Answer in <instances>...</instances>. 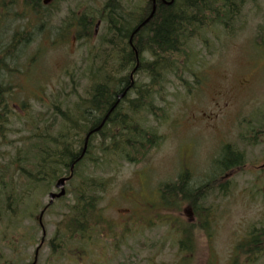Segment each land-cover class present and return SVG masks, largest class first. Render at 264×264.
Returning <instances> with one entry per match:
<instances>
[{"label": "rangeland", "instance_id": "rangeland-1", "mask_svg": "<svg viewBox=\"0 0 264 264\" xmlns=\"http://www.w3.org/2000/svg\"><path fill=\"white\" fill-rule=\"evenodd\" d=\"M103 2L60 0L55 4L62 11L59 18L42 24L40 18L33 17L37 16L33 12L24 13V0H0L1 6H13L1 14L8 15L0 22V41L5 43L13 35L26 32L20 38H28L31 43L17 61L16 82L25 88L13 95L18 104L24 100L31 105L29 113L43 110L42 104H47L52 96L75 102L70 92L82 93L86 85L83 75L88 68L87 50L81 47L83 42L78 43L76 39V43L72 42L73 33L67 27L64 42H58L60 46L51 45L46 41L47 31L49 28L56 31L59 20L65 19L68 12L89 9L92 11L89 15L95 16ZM242 21V27L239 29L241 25L236 23L230 35L212 28L211 32L220 36L218 39L207 32L204 33L206 43L196 41L190 45L188 51L197 57L190 65L194 76L183 74L184 86L169 77L172 85L165 86V95L158 97L160 101L155 104L160 107L163 103L165 111L157 113L158 121L148 116L144 122L163 138L159 147L138 165L121 162L104 174L109 184L97 206L104 217L98 223L97 234L103 237L87 247L86 241L65 243L63 236L64 256L54 255L45 247L38 264H118L121 260L125 264H177L188 258L189 264H230L236 246L246 241L248 233L264 227V170L257 169L264 163V140L260 135L248 141L252 132L261 126L258 122L264 120V0H251L245 6ZM103 33L106 34L105 22L97 28L91 43H100ZM30 48L34 54L40 50L30 71L37 87L31 90L28 82L20 81L26 73L25 62L31 60ZM65 71L70 73V78L65 77ZM10 128L16 131L21 126L13 122ZM17 138L18 134L9 135L12 141ZM227 144L243 153L244 163L229 172L223 181L225 173L217 175L220 172L215 164ZM182 170L191 172L189 187L215 180L209 184V192L200 202L202 210L196 212L198 217L194 219L181 199L172 206H160L159 186L176 183ZM224 188L227 194L221 196ZM47 202V197L42 200L43 204ZM71 203L69 195L63 201L54 202L43 216L47 238L57 232L59 223L66 224L62 220L66 206ZM184 222L190 225L185 226ZM26 229L29 225L22 222L15 229L18 237L9 232L3 234L0 229V264H8L13 259V264L29 261L33 248L29 245L23 249L26 242L17 240ZM60 229L63 235L64 226ZM31 233L38 242L40 229L35 226ZM184 235L192 237L193 246L187 253L179 254V237ZM79 246L84 248L86 256L81 262L65 257ZM240 256L245 263V256ZM252 264H264V254Z\"/></svg>", "mask_w": 264, "mask_h": 264}, {"label": "trees", "instance_id": "trees-1", "mask_svg": "<svg viewBox=\"0 0 264 264\" xmlns=\"http://www.w3.org/2000/svg\"><path fill=\"white\" fill-rule=\"evenodd\" d=\"M39 1L25 0L24 4L39 5ZM170 1L155 0L154 13L144 22L151 13V0H104L101 13L104 12L102 19L106 23V31L110 25L114 37L124 39L126 43L129 40L131 44V50L127 55L130 72L128 86L120 93V95L125 93L120 99H116V82L112 81V91H109L105 73L97 72L94 75L88 57L86 58L88 68L83 75L86 85L82 93L77 95L76 91L70 92V95L75 96V102H69V99L59 100L52 96L47 104H42L43 110L29 113L31 105L24 100L19 104L14 101L15 91L12 90L14 87L1 81L0 229L3 234L9 232L18 237L15 229L22 222L29 225V229H26L17 240L26 242L23 249L29 245L33 248L30 263L33 261L34 251H38L39 257L45 247H49L54 255L64 256L61 249L64 247L63 236L66 237L65 243L75 240L86 241L87 247H90L95 239L100 240L103 237L97 234L98 223L104 220L97 206L109 184L103 177L104 174L106 171L114 170L121 162L138 165L149 157L151 151L159 147L163 138L154 128L145 126L144 122L148 116L158 121L157 113L165 111L163 103L160 107H156L155 104L160 101L158 97L165 95V86L172 85L169 77L184 86L186 80L183 74L192 75L190 65L197 59L188 51L190 45L196 41L206 43L204 33L207 32L218 39L220 36L213 34L212 28H218L226 36L232 33L236 23L241 25L240 29L245 6L251 2V0H172L171 3ZM89 11V9L85 11L88 16ZM90 29L88 20L83 18L75 28V35L79 39H90ZM88 31L90 35H85ZM133 31L135 33L130 38ZM24 34L26 32L13 35L11 46H15L14 41L21 39ZM105 37L106 34L103 33L100 39L104 53ZM104 53L98 56L100 70L105 65ZM4 60L3 57L0 59V70L7 71L2 66ZM113 62H119V59L113 57ZM17 73L16 69L15 77ZM66 76L70 78L68 71H65ZM73 77L75 76L71 75V78ZM117 77H120L119 73ZM93 81L96 87L89 89ZM19 93L26 98L24 93ZM13 102L19 106L14 108ZM92 110L94 111L91 118L96 117L99 120L103 116L106 121L97 134L89 136L84 150L82 145L84 146L86 129L91 128L89 112ZM13 122L20 123L21 129L14 131L10 128ZM99 124L97 123L95 128ZM258 124L261 126L252 132L251 138L248 137L249 142L260 135L264 137V120ZM11 134H18V138L15 141L10 140ZM92 141L95 142V150L90 149ZM243 163V153L227 145L219 158H216L215 169L220 172L217 175H220L242 167ZM190 173V170H182L176 183L159 186V189L161 187L159 196L162 200L160 206H172L174 201L181 199L190 214L198 217L196 212L202 210L200 202L209 192V184L215 180H208L198 187H189ZM64 176L69 178L65 184V196L58 201L65 200L69 195L72 197V203L66 206L67 211L62 220H66V224L59 223L57 232L51 238L41 235L39 241L35 242L30 234L35 226L40 229L37 217L40 212L48 214L52 206L43 204L42 200L54 189L56 181ZM225 191L226 188L223 194ZM33 196L34 202H31ZM190 222H184L185 226H189ZM62 226L63 235L60 234ZM27 236L30 239L25 241L24 237ZM178 244V253H187L193 246L192 237L180 236ZM13 245L10 239V246ZM83 249L79 246L76 251L69 252L65 257L70 256L81 262L86 257ZM11 251L14 252V247ZM240 251L241 254L238 253ZM263 254L264 227L248 233L246 241L236 246L230 264H252ZM240 255L245 256V263L240 260ZM125 262L121 260L118 264ZM177 264H189V258L182 259Z\"/></svg>", "mask_w": 264, "mask_h": 264}, {"label": "flooded vegetation", "instance_id": "flooded-vegetation-1", "mask_svg": "<svg viewBox=\"0 0 264 264\" xmlns=\"http://www.w3.org/2000/svg\"><path fill=\"white\" fill-rule=\"evenodd\" d=\"M25 1V0H24ZM60 0H40L39 1V5H34V6H23V8L25 9L24 13L26 12H33L35 15L34 18H40L42 24H44L45 22L51 21L53 18H59V13H61L62 11H58V8L55 6V4L57 2H59ZM11 7H7V6H1L0 5V16L2 13L8 12ZM22 8V7H21ZM103 8V7H102ZM102 10V9H101ZM101 10H98L96 12L95 16L89 17L88 15L85 14V11L81 10V11H77L78 13H73V12H68V15L65 16V19L63 18L62 20H59V26L56 28V31H50L48 29L47 34L49 36V38H46V41L49 42L51 45H58V42H64V37H65V29L68 27L70 29V33L74 35H72V42L76 43L78 41V43L83 42V46L86 50H87V55H88V59L90 60V67L91 71L93 72V74H97V72H104L105 73V78L108 81V89L109 91H112V86H113V82H116V99H118V97L120 96V93H122L124 91V89H126V87L128 86V80H129V74L130 72H128V59H127V55L129 53V51L131 50V44L130 41L128 40L126 43V40L124 39H117L116 37L113 36L112 30H110V25H109V29L108 31H106V37L104 38L105 40V53L102 51V43H91V40L94 39V36H96L97 33V28L100 26L101 23H103V14L104 12L101 13ZM92 11H89L88 14H91ZM8 14H4L0 17V22L3 18H5V16H7ZM55 15V16H54ZM89 17V18H87ZM86 18L89 22V24L91 26H93V30L91 31V39L88 38H83V39H79L77 38V36L75 35V28L78 27V25L80 24V20ZM45 21V22H43ZM51 25V24H50ZM139 25V24H138ZM43 26V25H42ZM91 30V29H90ZM137 29H135L136 32ZM134 31L131 32L130 34V38L131 36L135 33ZM88 34L85 35H90V32H87ZM53 34V37H51L50 35ZM77 41H76V40ZM90 40V41H89ZM11 41H12V37H10L8 39L7 42L2 43L0 41V59L3 57L5 58L4 60V64L2 65L4 69H6L7 71H2L0 70V83L1 81H3L4 83L8 84L10 87H14V89H12L13 91H19L20 89L25 88L24 85H18L16 82V77H15V71L17 69V61L18 59L22 56V52H24L26 48H28V46L31 44L28 40V38H21L18 40H15L14 42L16 43L15 46H11ZM87 41H89L88 43H86ZM44 42V43H47ZM43 43V44H44ZM70 45V44H69ZM128 45V46H127ZM10 46V47H9ZM17 50H19L17 52ZM40 51V50H38ZM36 51V53L34 54L32 48H30V52H28V54H30V58L31 60L26 61L25 62V68H26V73L23 77L20 78V81L22 82H28V85L30 87H37L35 85V83L33 84V80L32 77L30 76V71L31 68L33 66V60L34 62L36 61V58L40 55L39 52ZM102 53H104L105 55V65L104 67L100 70L99 68V63L98 59H99V55H101ZM27 54V52H26ZM134 54H136L134 52ZM36 56V57H35ZM35 57V58H34ZM113 57H117V59H119V62H113ZM138 66V64H136V67ZM135 67V68H136ZM99 70V71H98ZM5 72H8V74H6ZM120 74V77H117V74ZM92 87H96V83H94L89 87V89ZM42 88V87H39ZM14 108H17L16 104L12 105ZM93 111L89 112V127L91 128H87L86 129V133L84 135V137H86L88 135V133L90 131H93L94 129H96V125L97 123H105L106 119L104 120L101 116L99 118V120H97L96 117H92L93 115ZM104 121V122H103ZM99 124V125H100ZM94 128V129H93ZM87 134V135H86ZM97 133H93L91 135H95ZM89 135V136H91ZM88 136V138H89ZM84 144V143H83ZM83 147V145H82ZM79 148L80 146H78V152H79ZM88 148H89V144H88ZM91 150H95V142L92 141V145L90 147ZM70 168V167H69ZM235 169V168H234ZM234 170H231L229 172H233ZM65 177V176H64ZM47 193L45 195L44 198L48 197ZM1 262V261H0Z\"/></svg>", "mask_w": 264, "mask_h": 264}, {"label": "water", "instance_id": "water-1", "mask_svg": "<svg viewBox=\"0 0 264 264\" xmlns=\"http://www.w3.org/2000/svg\"><path fill=\"white\" fill-rule=\"evenodd\" d=\"M151 1H152V10H151V13H150L149 17L144 22H146L152 16V14L154 13V10H155V0H151ZM171 2H172V0L170 1V3ZM166 3H168V2H166ZM170 3H168V4H170ZM124 94L125 93L121 94L118 97V99H120ZM102 125H103V123L98 128H96L93 132L98 131L102 127ZM84 149H85V146H84ZM263 167H264V165H263ZM66 180H67V178L66 179L61 178V179H59L56 182L55 189L59 190V192L58 193H55V194L54 193L49 194V202H48V205H51L54 199H59V198H61V197L64 196V194H65L64 183H65Z\"/></svg>", "mask_w": 264, "mask_h": 264}]
</instances>
